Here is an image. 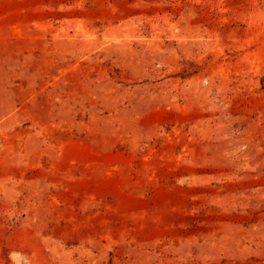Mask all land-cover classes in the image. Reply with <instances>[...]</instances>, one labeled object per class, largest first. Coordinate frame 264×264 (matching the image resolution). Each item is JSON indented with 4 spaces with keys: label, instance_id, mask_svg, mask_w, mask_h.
Here are the masks:
<instances>
[{
    "label": "rangeland",
    "instance_id": "1",
    "mask_svg": "<svg viewBox=\"0 0 264 264\" xmlns=\"http://www.w3.org/2000/svg\"><path fill=\"white\" fill-rule=\"evenodd\" d=\"M0 264H264V0H0Z\"/></svg>",
    "mask_w": 264,
    "mask_h": 264
}]
</instances>
